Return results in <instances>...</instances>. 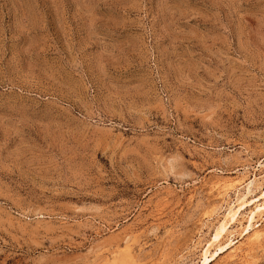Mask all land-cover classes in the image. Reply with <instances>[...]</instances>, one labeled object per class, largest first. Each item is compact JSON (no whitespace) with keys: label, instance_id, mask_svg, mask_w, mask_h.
Wrapping results in <instances>:
<instances>
[{"label":"rangeland","instance_id":"1","mask_svg":"<svg viewBox=\"0 0 264 264\" xmlns=\"http://www.w3.org/2000/svg\"><path fill=\"white\" fill-rule=\"evenodd\" d=\"M263 191L264 0H0V264H264Z\"/></svg>","mask_w":264,"mask_h":264},{"label":"bare ground","instance_id":"2","mask_svg":"<svg viewBox=\"0 0 264 264\" xmlns=\"http://www.w3.org/2000/svg\"><path fill=\"white\" fill-rule=\"evenodd\" d=\"M255 177V176H254ZM256 185V184H255ZM239 192V191H238ZM243 193V192H242ZM249 194V193H248ZM260 198H264V191H263V193H262V195L260 196ZM260 200V199H259ZM256 201H258V199L256 200ZM255 201V202H256ZM259 202V201H258ZM228 203V202H227ZM243 204H248V203H243ZM242 204V205H243ZM253 204V203H252ZM255 204V203H254ZM240 205V204H239ZM250 206V205H249ZM256 207V209H253L252 210V208H251V210H250V212H251V214H250V222H252V220L254 219V217L256 216L255 214L257 213V212H262L263 210H264V204H257V205H255ZM224 208V207H223ZM245 208V207H244ZM247 208V207H246ZM242 209V206L240 205L238 208H236V209H234V210H230L229 211V213H228V216L231 218V219H234L235 217H236V215H238V213H239V211ZM224 212V211H223ZM249 212V213H250ZM226 215H227V213H226ZM239 216V215H238ZM226 218V217H225ZM231 221V220H230ZM228 222L227 221H224L223 220V222H221V224H220V226H219V228H218V230H216L217 232H216V235L214 236V241L215 242H217L216 240H220V239H218L224 232H226L227 231V227H228V224H227ZM250 225H252V224H250ZM249 225V226H250ZM249 228V227H248ZM247 230V229H246ZM208 240V239H207ZM200 241V240H199ZM212 241H213V239H212ZM221 241V240H220ZM231 241V240H230ZM233 242V241H232ZM208 243V242H207ZM211 244H212V242H211ZM211 244H208V247L205 249H203V250H205V251H203L204 252V258H203V260L200 262L201 264H208V262H209V259H208V256H207V253H208V251H209V247L211 246ZM214 245V244H213ZM228 246V245H227ZM220 250V249H219ZM237 251V250H236ZM209 253H210V251H209ZM203 254V253H202ZM217 254V253H216Z\"/></svg>","mask_w":264,"mask_h":264}]
</instances>
